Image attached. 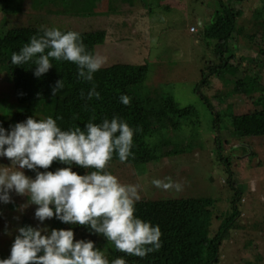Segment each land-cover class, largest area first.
Returning a JSON list of instances; mask_svg holds the SVG:
<instances>
[{"label": "rangeland", "instance_id": "obj_1", "mask_svg": "<svg viewBox=\"0 0 264 264\" xmlns=\"http://www.w3.org/2000/svg\"><path fill=\"white\" fill-rule=\"evenodd\" d=\"M220 1L242 13L236 20L235 32L223 59L237 70L239 77L251 76L264 84V68L260 59L258 62L256 59L257 40L255 44L248 38L256 29L258 33L264 31V0ZM220 1L35 0L31 6L28 1L21 15L15 17L4 18L0 11V22L6 19L8 28L46 26L80 33L104 31L103 43L95 48V54L106 58L103 66L116 62L147 64L148 75H151V82L145 81L148 90L162 91L180 107L195 109L199 120L195 136L188 138L194 135V128L187 122L183 133L170 129L165 130L163 136L156 133L148 142L158 159L142 176H136L130 166L116 163H109L107 170L121 183L139 184L142 202L164 197L215 199L210 236L216 233L224 219L219 218V213H228L229 197L240 191L236 202L239 214L229 225L218 264H264V137L247 134L245 126L253 128L250 120L253 108L247 104L244 94L230 96L228 87H223L215 78L210 79V87L198 86L208 66L220 62L215 41L202 37ZM190 27L196 31L191 32ZM218 91H227V101L219 103V107L212 98ZM204 99L210 100L212 110ZM13 101L12 85L5 69L0 67V123L26 111L16 105L11 109ZM28 111L34 112V108ZM210 112L219 116V123ZM188 122L192 123L190 119ZM235 128L241 130L239 136ZM215 147L222 156V163L217 160ZM0 166L10 167L11 163L0 158ZM73 170L81 175L90 171L75 165ZM229 176L236 185L231 189ZM167 177L180 183L182 190H163L152 183L156 179L167 182ZM12 201L0 204V259L7 258L16 229L24 227L28 221L33 227L38 224L34 219L35 206L22 207L27 204V197L12 193ZM54 221V218L46 220L41 226L51 230ZM77 239L92 240L103 247L101 239H92L91 235Z\"/></svg>", "mask_w": 264, "mask_h": 264}, {"label": "trees", "instance_id": "obj_2", "mask_svg": "<svg viewBox=\"0 0 264 264\" xmlns=\"http://www.w3.org/2000/svg\"><path fill=\"white\" fill-rule=\"evenodd\" d=\"M28 1H30V6L35 3V0H0V11L4 18L21 15ZM235 1L241 2V0ZM241 14L240 10L233 9L232 6L224 4L222 1L214 9L208 27L203 29L202 37L215 41V52L220 62L208 66L206 73H202L198 86L210 87V79L215 78L221 82L223 87H228L230 96L244 94L247 98V104L253 108L250 118L253 128L245 126L246 131L249 132L247 134L264 137V84L251 76L242 75L239 77L236 74L237 70L228 64L227 59H223V53L228 51L229 41L235 32L236 20ZM8 27L6 19L0 22V67L5 69L13 89L14 101L10 108L13 109L16 105L26 111L11 116L7 119L8 121L0 123V126L5 129L23 122L29 116H34V119H43L48 116H52L53 119L61 117L57 120V124L62 130L77 126L83 128L89 122L100 123L106 118L110 120L114 116L120 117L131 127L138 128L140 131L134 134L132 155L129 159L122 163L114 155L109 163L130 166L136 176L147 173L148 167L158 159L154 156L153 149L150 147L151 144L148 142L151 137L153 139L156 133L163 136L167 129L183 133L184 125L190 123L194 128V135L188 138L191 139L195 136V128L199 125L195 109L192 106L180 107L169 94L162 91L148 90L145 81L146 83L151 82V75H148L147 64L112 63L97 71L93 81L89 83L77 78L75 64L53 60V68L48 73L36 78L33 75L34 64L30 62L21 66L13 65L11 55L13 52H18L32 36L42 34L41 27ZM81 34L87 49L93 53H95V48L103 43L105 36L104 31ZM248 38L253 43L257 40V44L255 43L257 45L256 59L257 62L258 58L260 59V64L264 68V31L258 33V29H256L255 34L248 35ZM60 79H63L65 86L53 97L51 90L56 81ZM93 84L96 91L100 93L99 100L87 99V93ZM226 93L227 91H218L212 97L216 99L217 107H219V103H226ZM121 95L131 97V103L128 106L120 102L119 97ZM204 103L208 109L212 110L209 99H204ZM31 107L34 108V112L28 111ZM210 113L213 118L219 117L213 112ZM6 114L4 115L6 116ZM189 119L192 123L188 122ZM240 128L243 129V127ZM235 130L239 136L241 130L237 128ZM165 139L169 141V139ZM166 143L164 141V144ZM214 152L218 157L217 160L222 163V156L216 147ZM62 167H66V165L54 162L48 170L54 171ZM41 171L44 170L41 169ZM73 171L81 175L78 170ZM26 172L34 177V173L28 170ZM228 178L231 189L236 185L230 181V176ZM234 189L237 191V188ZM239 194L240 191H237L232 197H229L230 204L227 208V214L219 213V218L224 219L213 236H210L209 229L215 199L208 197H164L158 200L139 201L136 204V215L144 221L158 225L162 233V247L159 251L150 253L142 259L119 252L103 236L90 234L85 226L63 224L55 220L52 229L71 227L75 239L79 236L87 237L88 235H91L92 239H101L103 247L101 248L98 242H96V247L105 252L109 261L124 257L127 264H218L220 248L227 230H229V225L239 214L236 207ZM29 225L32 226L29 221L25 222V226ZM8 253L9 256L10 251Z\"/></svg>", "mask_w": 264, "mask_h": 264}, {"label": "clouds", "instance_id": "obj_3", "mask_svg": "<svg viewBox=\"0 0 264 264\" xmlns=\"http://www.w3.org/2000/svg\"><path fill=\"white\" fill-rule=\"evenodd\" d=\"M40 31L42 34L32 36L11 55L13 65L34 64L36 78L48 73L55 60L75 64L77 78L91 83L106 62L105 57L87 49L80 32L46 26ZM64 86L63 79L57 80L51 95L55 97ZM93 98L100 99L94 84L87 93L88 100ZM119 100L125 106L131 103L127 95ZM58 119L61 117H28L9 129L0 126V158L11 163L10 167L0 166V204L13 203L12 193L27 197L22 207L34 205L38 222L36 227L16 229L10 255L0 259V264H127L124 257L109 261L92 240L75 239L71 227L49 230L41 226L53 218L63 224L85 226L90 234L103 236L128 256L142 259L159 251V226L136 215L140 185L121 183L107 170L114 155L122 163L129 159L134 134L140 129L114 116L100 123L89 122L83 128L62 130ZM54 162L66 167L49 171ZM73 165L90 171L80 175L73 171ZM165 180L152 183L163 190H182V185L170 177Z\"/></svg>", "mask_w": 264, "mask_h": 264}, {"label": "built area", "instance_id": "obj_4", "mask_svg": "<svg viewBox=\"0 0 264 264\" xmlns=\"http://www.w3.org/2000/svg\"><path fill=\"white\" fill-rule=\"evenodd\" d=\"M195 29L193 28V27H190V31L192 32V31H194Z\"/></svg>", "mask_w": 264, "mask_h": 264}]
</instances>
